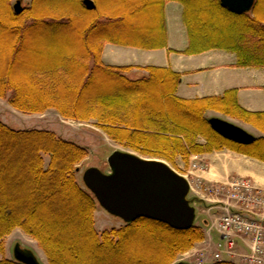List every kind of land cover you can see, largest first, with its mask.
<instances>
[{"label":"trees","instance_id":"obj_1","mask_svg":"<svg viewBox=\"0 0 264 264\" xmlns=\"http://www.w3.org/2000/svg\"><path fill=\"white\" fill-rule=\"evenodd\" d=\"M168 1L94 0L96 9L89 10L84 0H30L17 13L12 0H0V98L24 113L54 109L67 119H93L118 143L173 163L178 155L188 161L224 148L264 161V111L246 110L235 90L183 99L176 94L179 72L104 63L108 42L165 46ZM175 1L184 7L185 52L229 49L241 66H264V0L241 14L221 0ZM140 18L151 24L138 31L132 24ZM208 110L263 134L251 143L229 140L214 130ZM88 154L48 128L20 129L0 119V239L22 228L38 240L48 264H173L203 241L205 224L179 230L145 217L98 230L100 205L77 173ZM0 264L24 263L4 258Z\"/></svg>","mask_w":264,"mask_h":264},{"label":"crops","instance_id":"obj_2","mask_svg":"<svg viewBox=\"0 0 264 264\" xmlns=\"http://www.w3.org/2000/svg\"><path fill=\"white\" fill-rule=\"evenodd\" d=\"M164 8L167 29L165 46L148 49L108 42L102 50L104 63L117 66L131 65L135 67L133 72H139L137 67L141 66L167 67L181 74L176 94L183 99L218 97L229 90H235L237 102L246 110L264 111V66H241L238 64L237 54L229 49L185 52L190 45V39L184 18V7L179 2L171 0ZM206 114L236 123L255 136L263 134L253 124L233 116L215 110H208ZM200 140L205 141L204 138ZM188 158L186 168L180 166L179 169L190 182L189 199L194 201L197 211L195 222L199 220L200 225L205 224V238L202 242L196 243L195 247H206L207 253L214 256L222 237L215 226L223 213L218 210L219 206L214 207L208 203L210 201L208 199L211 198L206 192L233 179L243 178L249 179L254 186L264 190V161L227 148L198 155L192 154ZM237 242L241 252L247 250V244L242 239L238 238ZM235 262L243 264L237 259Z\"/></svg>","mask_w":264,"mask_h":264},{"label":"water","instance_id":"obj_3","mask_svg":"<svg viewBox=\"0 0 264 264\" xmlns=\"http://www.w3.org/2000/svg\"><path fill=\"white\" fill-rule=\"evenodd\" d=\"M255 0H221L233 13H247ZM89 10L96 9L94 0H84ZM20 13V1L14 4ZM209 122L219 134L237 143H251L256 137L242 126L221 117ZM110 171L92 166L83 171V184L95 195L99 205L123 222L145 217L161 221L176 229H188L196 222L197 211L190 194L189 180L161 159L143 158L129 151L114 150L107 157ZM14 259L24 264H42L35 251L17 242ZM175 264H189L178 261Z\"/></svg>","mask_w":264,"mask_h":264},{"label":"rangeland","instance_id":"obj_4","mask_svg":"<svg viewBox=\"0 0 264 264\" xmlns=\"http://www.w3.org/2000/svg\"><path fill=\"white\" fill-rule=\"evenodd\" d=\"M17 1H20L21 5L27 6L30 2V0H12L13 4H16ZM150 20L149 19H139L138 22L133 23L132 27L135 30L140 31L141 28H145L147 26H150ZM145 30V29H144ZM39 47H36L37 51H40L38 49ZM0 119L4 121L5 123L9 124L12 127L20 128V129H25V128H42V129H50L52 131H55L57 135L59 134L63 138L67 140H72L79 145L85 146L89 154L87 157L83 158L78 166V180L80 184H82V176H83V171L89 167L95 166L99 168L102 172H108L110 171L109 164L107 161V157L113 153L114 150H121V151H129L132 153H136L139 156L143 158H153V159H161L158 157H152L150 155H143L140 152L136 151L135 149H131L124 144H120L114 139H111L107 133L103 130L100 129L94 122L93 119L90 121H82V120H77V119H72V118H65L60 114L58 110L54 109H46L45 112L40 113V112H35V113H28V112H23L18 110L17 108L13 107L7 98L2 97L0 98ZM200 137L199 139H201ZM192 155V154H191ZM198 155V154H195ZM49 156H46V161L48 162ZM165 161L168 164L175 169L177 172L179 171L181 173V169L179 167L186 168L188 165V161H186L184 158L178 155L177 159L175 160V163L161 159ZM195 166V165H194ZM247 179V178H245ZM241 179H233V181L228 182L227 184H222L219 187H213L212 189H208V192H206L209 196L208 203L212 206H219L218 210L220 213H223V208H222V201L223 198H225V194L231 190V185L235 181H239ZM249 180V179H248ZM250 181V180H249ZM251 182V181H250ZM252 183V182H251ZM253 184V183H252ZM256 187V186H254ZM257 190L261 191L264 193V190L256 187ZM206 189V188H205ZM206 189V190H207ZM203 190V188H202ZM205 190V191H206ZM204 191V190H203ZM205 193V194H206ZM263 195V194H261ZM212 201V202H211ZM216 202V204H215ZM199 206V205H197ZM255 209L259 212L260 209L255 207ZM223 215V214H222ZM221 215V216H222ZM95 216V227H97L98 230H103L105 228H110V227H116V226H122L124 223L123 220L119 217H115L111 214H109L105 209L102 207H98V209L95 210L94 213ZM220 219V218H219ZM198 222V223H197ZM196 222V224H200L199 220ZM219 223V222H218ZM217 224L215 226L216 231L218 232V226ZM237 231H232L233 239L238 241L237 238L242 239L245 244H247V250H244L241 252L239 249V242H237V250L244 256L250 253L249 251L252 249L253 246H255V241H254V236L252 233L244 235L242 233V237H235ZM231 233V232H229ZM220 237H221V232H219ZM235 237V238H234ZM19 242L23 247H27L29 249H32L35 251L37 254L39 261H41L42 264H48L49 261H47L46 254L42 248H40L38 240H36L32 235H29L25 230L22 228H15L13 229L12 232H10L7 236L4 238L0 239V260L4 258H12L14 259V253L13 247L14 245ZM202 242V241H199ZM223 242V239L221 237L218 248L220 247V243ZM198 243V242H196ZM195 243V245H196ZM194 245V247H195ZM187 250L185 252H182V254H178L177 258L173 261V264H175L176 261L182 260L186 258L187 256L184 255L186 252H199L200 254H206L205 262L209 263L214 259V256H210L207 253V248H194ZM219 250L217 249L216 252ZM214 252V255L215 253ZM198 254V255H200ZM194 255L191 257V262L196 261L197 258L200 256ZM187 260V259H184ZM243 263V262H242ZM245 264V263H244Z\"/></svg>","mask_w":264,"mask_h":264},{"label":"built area","instance_id":"obj_5","mask_svg":"<svg viewBox=\"0 0 264 264\" xmlns=\"http://www.w3.org/2000/svg\"><path fill=\"white\" fill-rule=\"evenodd\" d=\"M230 188L221 202L224 212L218 220V232H221L223 242L220 243L214 259L229 258L239 259L245 264H264V193L245 178L233 182ZM255 207L260 209L259 212ZM232 231H237L235 237H242V233L253 234L256 244L250 253L243 256L237 250V242L233 239ZM198 254L200 253L186 252L184 255L187 257L184 259L190 264H207L204 261L206 254ZM194 255L200 257L191 262Z\"/></svg>","mask_w":264,"mask_h":264}]
</instances>
